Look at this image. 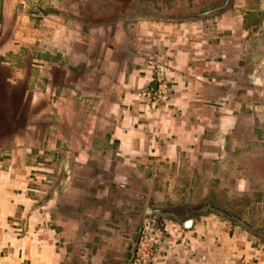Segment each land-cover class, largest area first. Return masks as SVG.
<instances>
[{"label": "crops", "instance_id": "obj_1", "mask_svg": "<svg viewBox=\"0 0 264 264\" xmlns=\"http://www.w3.org/2000/svg\"><path fill=\"white\" fill-rule=\"evenodd\" d=\"M95 2L0 0V264H128L161 198L187 218L156 264H264V230L216 204L264 197L252 17L108 22ZM150 56L169 105L139 96Z\"/></svg>", "mask_w": 264, "mask_h": 264}, {"label": "rangeland", "instance_id": "obj_2", "mask_svg": "<svg viewBox=\"0 0 264 264\" xmlns=\"http://www.w3.org/2000/svg\"><path fill=\"white\" fill-rule=\"evenodd\" d=\"M85 1V0H81ZM89 1V0H88ZM91 1V0H90ZM95 2V7L90 9L92 14L94 15V19L101 21L106 20L111 22V20H129V21H138V20H170V21H182L185 19H180L184 17H192L195 19H187V20H205V21H217L220 22L224 17L230 19H238V17L245 16L252 17L249 21V24L245 26L251 27L254 26L255 34L251 41V52L247 57L248 63H251L255 66V71L251 74V81L253 83L261 84V81L264 82V35L259 33V31L264 32V0H92ZM230 1V6L223 11L222 13L213 14V16H208L210 11H215L218 8H223L227 2ZM253 13V14H251ZM246 18V19H247ZM185 20V21H187ZM241 20V19H240ZM259 33V34H258ZM43 40V38H42ZM44 48V46H43ZM259 89H263V87H259ZM262 94V91L259 95ZM256 106H261L257 105ZM159 189V188H158ZM162 190H159L157 197L161 198L163 196V192L165 191V185H162ZM240 197V198H239ZM238 198H233L232 201L224 200L220 198L219 201H216V204H220V206L226 210H232L238 213L237 220L241 221L243 224H253L256 230H264V197L263 199H259L258 196L254 198L251 202V206L253 207V211L257 212L254 215L247 214L246 207L247 201L239 196ZM158 198H155L156 200ZM258 198V199H257ZM154 201V200H152ZM150 207L159 208L170 216H163L164 218L170 219L174 222L175 226H180L183 220L187 217L182 214L180 208L176 213L171 210L169 207L171 204H168L165 199L161 198L158 202H152ZM196 205L203 206L205 201L202 200L199 203L194 201ZM204 203V204H203ZM214 203V202H213ZM157 205V206H156ZM196 206V207H198ZM206 206H208L206 204ZM216 211H221L222 209L212 208ZM183 212H187L191 209L182 208ZM209 210V209H208ZM251 211V210H250ZM146 211H143L145 214ZM252 212V211H251ZM248 215V216H247ZM186 217V218H185ZM231 217V218H234ZM253 220L258 221L259 223H254ZM247 222V223H246ZM172 227V226H171ZM170 229V228H169ZM136 240V233L134 238L130 242V246L127 248L124 254V262H129L131 259V251L133 248L132 242ZM137 241V240H136ZM135 241V242H136ZM165 241V240H164ZM97 250H102L96 248ZM138 250V247H137ZM137 250L135 254V258L137 255ZM164 248V243H162L159 248L151 255V259L153 264L159 260V258H165L166 252ZM105 252V251H104ZM116 255L118 251H114ZM111 251V255H112ZM135 259L132 264H134Z\"/></svg>", "mask_w": 264, "mask_h": 264}, {"label": "built area", "instance_id": "obj_3", "mask_svg": "<svg viewBox=\"0 0 264 264\" xmlns=\"http://www.w3.org/2000/svg\"><path fill=\"white\" fill-rule=\"evenodd\" d=\"M153 70V89L139 94L142 99L157 105H169L173 95L170 81L164 75L165 64L159 57L150 56L146 60ZM174 222L158 214H144L141 224V233L138 239V250L134 264H153L151 255L164 243V236Z\"/></svg>", "mask_w": 264, "mask_h": 264}, {"label": "water", "instance_id": "obj_4", "mask_svg": "<svg viewBox=\"0 0 264 264\" xmlns=\"http://www.w3.org/2000/svg\"><path fill=\"white\" fill-rule=\"evenodd\" d=\"M230 4H231V2L230 1H228L227 2V4L223 7V8H218L217 10H215V11H210L208 14V16H213V14H216V13H222L223 11H225L229 6H230ZM181 20L182 19H185V20H187V19H195V18H192V17H184V18H180ZM185 20H182V21H185ZM151 206V205H150ZM149 206V208H148V212H147V214H151V213H154V214H158V215H161V216H170L169 214H167V213H165V211H163V210H161V209H159V208H156V207H150ZM143 217H144V214H143V216H142V219H143ZM233 220H237V219H233ZM237 222L240 224V225H242V226H244V227H246V225L245 224H243V223H241V221H239V220H237ZM192 223H193V221L192 220H189L188 222H187V224L186 225H192ZM247 228V227H246ZM249 229V228H248ZM140 233H141V228H140V231H139V234H138V238H137V241L134 243V245H133V248H132V251H131V259L129 260V262H128V264H132V262H133V260H134V258H135V254H136V250H137V247H138V239H139V235H140Z\"/></svg>", "mask_w": 264, "mask_h": 264}, {"label": "flooded vegetation", "instance_id": "obj_5", "mask_svg": "<svg viewBox=\"0 0 264 264\" xmlns=\"http://www.w3.org/2000/svg\"><path fill=\"white\" fill-rule=\"evenodd\" d=\"M248 224V223H247Z\"/></svg>", "mask_w": 264, "mask_h": 264}]
</instances>
